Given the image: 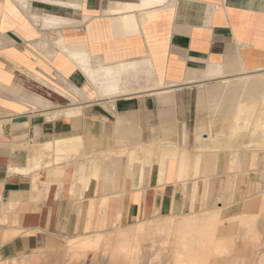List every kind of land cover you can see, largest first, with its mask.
<instances>
[{
    "label": "crops",
    "instance_id": "obj_1",
    "mask_svg": "<svg viewBox=\"0 0 264 264\" xmlns=\"http://www.w3.org/2000/svg\"><path fill=\"white\" fill-rule=\"evenodd\" d=\"M75 52L88 54L89 64L72 62ZM263 70L264 0H0V264L27 254H57L67 239L104 228L98 216L107 209L113 220H150L180 217L196 201L198 213L219 210L225 220L251 216L254 180L245 170L237 178L229 155L211 161L218 174L182 180L185 166L179 167L178 157L192 161L198 155L184 149L162 180L151 175L144 190L142 166L138 177H128L136 168L129 169L128 176L118 172L110 182L107 166L99 165V180L91 184V172L84 174L89 188H83L75 180L80 160L43 176L32 163L40 155V163L51 160L37 148L47 143L81 139L85 152L116 153L118 137L150 140L156 133L183 132L196 121V88L201 108L203 84ZM27 72L61 90L65 96L49 89L74 106L64 109L45 99L53 104L48 106L29 94L27 83L46 87ZM60 111L65 114H54ZM208 124L197 121V136ZM247 153L242 168L250 167ZM259 165L262 177V158ZM218 232L220 240L233 236V264H249L252 243L249 236L240 239V226L233 220Z\"/></svg>",
    "mask_w": 264,
    "mask_h": 264
},
{
    "label": "rangeland",
    "instance_id": "obj_2",
    "mask_svg": "<svg viewBox=\"0 0 264 264\" xmlns=\"http://www.w3.org/2000/svg\"><path fill=\"white\" fill-rule=\"evenodd\" d=\"M260 73L264 74V70L260 72H255V73L243 74L241 76L233 78V80H237L238 78H242L243 76H246V75H255V74H260ZM225 80H232V79H225ZM225 80L203 84L204 85L203 87L215 89L217 88V86H220V85L223 86ZM26 90L29 94L40 96L43 99L51 100L54 103H56L57 106L64 107V109L74 106L71 102H70L71 103L70 105V103L67 100L61 97L57 98V96L54 93H51L49 89L47 90L46 88L40 87L37 84L27 83ZM197 99H198V88L195 89L193 105H192V111H193L192 114L195 115L196 121H194L192 123V126H189L187 130L185 129L183 132H178V133L176 132L174 133L175 135H167V136L166 135L161 136V134L156 133L154 138H151L150 140H148L146 137H143L142 135L139 137L134 136L130 139L125 138V137H118L117 138L118 142L115 143L116 148H113V149L117 150L115 154H119V155H117L116 158L114 159L108 158L107 152L112 150V148L107 149L105 152L102 150L103 154L104 153L105 154L104 156L103 155L101 156L102 157L101 161H98V162L100 163V165L105 164L107 166L104 172H106L105 174H107V178L108 180H110V182L115 181V179H113V174H118V172H121V174H123V176L126 177L127 171L129 169H132L133 171L136 168L135 173H132L131 176L127 175L128 177L130 178L138 177L139 170L137 169L139 168V166H142L144 168L145 173L142 178L143 179L142 183L140 184V190H144L147 187H149L147 182L149 178H151V175H154L156 177L159 176L158 179L162 180L164 175L160 173L161 169L163 170L165 174L168 165L171 164V166H173V163L177 161L176 154L180 153V151L184 149L188 150L190 152L189 156L193 158H195L196 155L199 154L201 151L205 152L208 149L207 147L204 148V146L207 145V143H205L201 137L197 136L195 125L197 121L199 120H202L203 123H206V124L212 122L213 127L212 126L211 127L213 129L211 128L209 129V131L210 133L212 132L213 138L211 139L212 142L210 144H212L213 147L215 146L220 147L219 150L221 152L220 154L218 153L219 156L228 155L230 153L231 156L229 155V158L234 157L236 161L238 159L237 162L235 161V163H232V166L234 165L235 166L231 170L233 173H235L237 178L242 177L243 176L242 172L245 170L246 174L245 173L244 174L250 176L251 179L254 180V185L256 184V187L254 188L253 191L255 193L254 194L255 197H257L256 198L257 200L254 199L252 201L253 202L252 204H254L252 205V210L254 209L251 212L252 215L248 217H240L237 219L224 220V222H222L221 224L223 223L225 224L227 221H228L227 223H231L234 220L236 224L240 226V229H241V232L238 234L240 239H242L244 236L250 237V240L252 243V250H251V259H250L249 264H261V260H262V264H264V233L262 234V224H264V189L262 188L264 187L263 186L264 185V175L262 177L258 176L257 174L258 166L255 165L256 162L253 163L252 167L250 166L249 168L247 167L242 168V162H241L244 151L245 152L247 151L248 153L250 152L254 153L256 151L255 153L257 154V156H259L260 154H264V149H261V148H264L263 147L264 146L263 144L264 143V137H263L264 133H262L264 132V128H262V130L260 131H255V128H254L255 125H253L255 124V121L251 122L250 124H247L246 128L245 126L247 122H242L244 125L238 128L240 129V132L238 130L234 132V129H233L234 127L231 126L234 123L231 121L230 122L225 121L223 119L224 116L227 114V109L225 108V106L223 107V109L221 108L222 109L221 111L223 113L222 112H221L222 114L220 112L218 113V115L220 116V117L218 116L219 122L215 123L218 120H217V116L214 114H217V113L216 112L214 113L207 107H205V109L199 108ZM243 127H244V130H243ZM91 138L94 140L97 146H99L98 140L93 138V136ZM37 148H38V151L43 149V147L41 146H38ZM224 150H231V151H229L228 153V152H224ZM96 151L94 152L88 151L86 152V154L85 152H79L80 154L75 153V155L80 157L79 160L84 165L85 171L83 172V174H87L88 177H90L88 174L91 171V165H92V163L89 160V157L93 156ZM259 151L261 152L258 153ZM48 154H51V153H47L45 157H48ZM207 154L211 155L209 154V152ZM87 155L88 156L90 155V156L88 157ZM123 155H127V156L131 155L133 156V158L130 160L126 156H124L122 159ZM105 157H107L106 160H105ZM79 160L76 162H80ZM162 160L165 162V165H166L164 169L159 164ZM245 160H248V158H245ZM70 161H68L67 163H73V161L72 162ZM193 164L194 162L192 159L191 165L188 168V171L186 172L185 176L182 177V180H188L190 177L198 179L201 177H205V175L206 177H209L210 174L207 175V174L199 173L198 170L193 168L194 167ZM262 168L264 169V166H262ZM79 173H80L79 170L78 172L76 171V176H77L76 182L80 183V187L84 188L87 186L89 188V185H86L87 181L85 182V180H82L84 176L83 177L80 176ZM216 174H218L217 170L215 172V175ZM99 178H100V173L96 180H99ZM88 179L89 181L91 180V178H88ZM96 180L95 179L91 180L90 181L91 184L93 183V181H96ZM111 188H114V187L112 186ZM192 188H193L192 189L193 193L195 195L197 186L195 187L194 185ZM109 192H111V190L108 189L107 193ZM118 196L122 197V194ZM195 202L196 201L192 202L193 205L191 206L190 211L187 213H184L183 214L184 216L182 215L183 217L189 214L191 215L196 214L195 216L197 217H200V216L204 217L205 215H207V214H204L205 212L198 213L195 211V206H194ZM103 207H104V203H103ZM216 211H219V210H216ZM101 213L102 215L98 216V220L99 219L103 221L105 220L104 228L97 226L94 229L92 228V230L89 233L87 232L86 234L78 235V236H81V235L89 236L90 235L92 237H97L99 233H102L104 239L102 238V241L100 240L101 242L99 241L97 245H95L93 248L91 249L89 248L87 250V249H84L83 247H73V245L71 244V241H69V239L71 238H69L65 241L64 246L59 250L57 254H54V255L27 254V255L21 256L20 258L16 259V262H17L16 264H174L175 253L177 251H182V247L178 245L179 242L177 239V236L178 234L181 233V231L176 225L175 226L171 225V227L169 228L165 226L162 228L163 230L156 226H155L156 228L154 226H150V228L152 229L149 230V228H147L148 231L147 230L144 231L143 232L144 234L142 233L141 236L140 234H137L135 231L134 237H132V240L129 242L131 245L129 255H127L123 251H114L113 244L114 243L116 244V242L115 241L113 242V240L109 238L110 236H114V234H118L122 232H128L132 228H134L135 230L137 226L142 225L144 221H146L147 219L140 218V217L130 218V217L120 216L118 217V219L113 220L114 218L110 217L108 209L102 210ZM179 218L180 217H178V219ZM160 219L162 218L160 217ZM160 219L155 218V219H152L153 221L151 220V222L147 220L145 224L154 225V223ZM174 219L176 221L178 220L177 217H174ZM243 230H245L244 233H243ZM135 234H137L136 235L137 238L135 237ZM217 235L218 236L220 235L219 232L217 233ZM74 237H77V236H74ZM105 239H108V241ZM134 239H136V241ZM131 242L132 243L135 242V243L132 244ZM132 249H134L133 253H131ZM71 250H76L77 253H74ZM210 250L211 249H209L208 250L209 252H208L206 249L205 251L206 254L202 257L199 256V259L203 260V264H233L232 262L233 259L230 258L232 256L229 254L230 252L228 254H224V253L216 252L215 250H212V251ZM240 260H243V259L241 258Z\"/></svg>",
    "mask_w": 264,
    "mask_h": 264
},
{
    "label": "bare ground",
    "instance_id": "obj_3",
    "mask_svg": "<svg viewBox=\"0 0 264 264\" xmlns=\"http://www.w3.org/2000/svg\"><path fill=\"white\" fill-rule=\"evenodd\" d=\"M47 1H49V0H47ZM50 4H53V2H51ZM73 7L76 9H81V7L77 4H74ZM127 20H134V17L133 16L127 17ZM70 58H72V60H73V61L71 60L72 62H74V60H76L79 63V65L81 66V68L88 65L89 60H90L88 54L80 53V52L73 53ZM70 58H69V60H70ZM22 72H24V71H22ZM24 74H25V72H24ZM27 74L31 78V80H34L35 82L39 83L40 85H42V86H44L50 90H53L60 95L65 96V94L61 90L54 87L53 85H51L49 82H47L46 80H44L43 78H41L37 74L31 73V72H27ZM108 74L113 76L114 72L108 71ZM74 89L79 95L83 96V94L81 93L80 89H78V86L76 84H75ZM205 90H206L205 88L200 89L199 106L201 108H204V109L207 106L208 109H210L214 113L216 112L217 114L219 112L221 113L222 112L221 110L225 106V108L227 109V114L224 116L223 119L225 121H229V122L231 121L234 123V124L231 123L232 124L231 126L234 127L233 128L234 132L237 130L240 132V129H238V128H240L241 126L244 125L242 122H247L246 126H245V128H246L247 124H250L251 122L255 121V124H253V125H255V127L253 126L255 128V131H260V130H262V128H264V74L260 73V74H255V75H246V76H243L242 78H238L237 80H233V79L232 80H225L223 86L220 85L215 89H208L206 91ZM98 95H96L97 98L100 97ZM36 97L39 100L46 102L48 104V106H53V104L50 101H47V100H45L39 96H36ZM206 100H207V102H206ZM72 101L75 102L74 100H72ZM73 110L80 112L79 110H82V107H76ZM54 114H65V112L60 111V112H57ZM217 122H219V119L215 123H217ZM211 126L213 127L212 123H209L208 126H204L202 128V131H200V133L198 134V137H201L203 139L202 133L203 132L209 133V138L203 139L204 142L207 143V145H205L204 148L207 147L208 151L203 152V153H199L197 155L196 160L193 159V162H194L193 168L198 170V172L201 174H205V171H206V173L215 172V169L211 168L210 163H211V161H212V163L215 162L217 164L219 162V159L216 157V156H218L217 152H219V151H216V150H219L220 147H218V146L213 147L212 144H210L212 142L211 139L213 138V136L211 134L212 132L210 133V131H209V129L212 128ZM250 127H252V126H250ZM243 130H244V127H243ZM262 133H264V132H262ZM258 138H259V136H258ZM261 149H264V148H261ZM79 152H85L84 144H83V141L81 139H76L73 142L67 141V140H62V141H57L56 143H47V144H45V146L43 148V154L44 153H46V154L51 153V154H48V156H50L51 160L44 161V162L40 163V162H38V160H40V158L42 159V155H40L37 158L38 160L36 158H34L33 163H32V169L33 170L37 169V170L42 171L40 173V175L43 176V175L47 174V172L53 167L62 166L63 164L67 163L70 160H72L73 162L78 161L80 159V157L75 155V153L77 154ZM208 152L211 155H208L207 154ZM260 152L261 151H259L258 153H260ZM118 153H120V152H118ZM254 153L250 152V154H251L249 157V162L251 164L250 166L252 167L253 163L256 162L255 165H257L259 168L260 159L262 158V160H264V154H260L259 156H257V154L256 153L254 154ZM85 154H86V152H85ZM104 154L100 153V152H95V154L91 157H89L90 155L89 156L87 155L89 157L90 162L92 163L91 171H90L91 176H92L91 180H93V179L96 180L98 178V176H99L98 167L100 165V163L98 161H101V158H102L101 156L102 155L104 156ZM117 155H119V154H115V152L107 153L108 158H113ZM228 155L231 156L230 153ZM124 156L129 158V155L128 156L123 155L122 159ZM246 156H245V158H247ZM107 157H105V160ZM231 158H232L231 159V165H232V163H235L236 160L234 159V157H231ZM178 159H179V167L182 168V166H185V170L183 169V174L179 176V178H182L183 176H185L186 172L188 171V168L191 165V159H189L188 157H186L185 160L182 157H178ZM139 160H140V158H139ZM72 161H70V162H72ZM237 161H238V159H237ZM50 164H52V165H50ZM159 164L163 169L166 167L165 162L163 160ZM80 166L81 167H79V169H77V172L79 170L80 176L83 177L84 176L83 172L85 171L84 165L81 164ZM234 166H232V167L234 168ZM59 169H62V167H59ZM160 173L162 175H164V172L162 169H161ZM263 175H264V172L262 173V176ZM76 178H77V176H76ZM82 180H84V178ZM96 182H97V180H96ZM76 186H77V184H76ZM160 187H162V186H160ZM255 187H256V185L251 186L252 189H254ZM262 188L264 189V187H262ZM79 194H81V193H79ZM260 196H261V194H260ZM247 201H249V200H247ZM204 214H207V215H205L204 217H202V216L197 217V216H195L196 214H194V215L189 214V215H186L185 217H183L184 216L183 215L182 218L180 216L181 219L180 218L178 219V217H177V219H178L177 221L174 219V217H171V216L166 217V218H162V219L159 218L160 220L156 221L154 223V225H146L145 224V222L147 221L146 220V221H144V223L142 225L137 226V228L135 230H134V228H132L128 232H122V233L114 234V236H110L109 238L112 239L113 242L114 241L116 242V244L115 243L113 244V246H114L113 250L114 251H123L127 255H129L130 247H131L129 242L132 240V237H134L135 231L137 234H140V236H141L142 233L147 230V228H149V230L152 229V228H150V226H154V227L156 226V227L162 229L165 226H167L169 228V227H171V225H174V226L176 225L179 228V230L181 231V233L178 234L177 239L179 242L178 245L180 247H182V251H177L175 253L174 264H203V260L199 259V256H201V257L204 256L206 254V252H205L206 249H207V251L209 249H211L210 251L215 250L216 252L228 254L229 252L232 251V247H233L232 246L233 245V241H232L233 236L231 237L230 240H229V237L227 238L228 240H226V239L220 240V238H218V235H217L218 227L225 220V218L221 217V211H216V210L211 211L210 210V211H206ZM151 220L152 219H150L148 221L151 222ZM223 224H221V225H223ZM137 234H135V237ZM102 238H103V234L99 233L97 237H92L90 235L89 236H82L81 235V236L71 238V239H69V241H71V244L73 245V247H83L84 249L88 250L89 248L91 249L95 245H97V243L100 240L102 241ZM110 239H109V241H110ZM105 240L108 241V239H105ZM134 240L136 241V239H134ZM133 243H135V242H133ZM132 248H134V247H132ZM238 249H239V247H238ZM133 250L134 249L131 250L132 251L131 253H133ZM233 250H234V248H233ZM235 250H237V249H235ZM71 251H73L74 253H77L76 250H71ZM236 253H238V252L236 251ZM15 262L16 261H13L12 264H16ZM261 264H262V260H261Z\"/></svg>",
    "mask_w": 264,
    "mask_h": 264
}]
</instances>
